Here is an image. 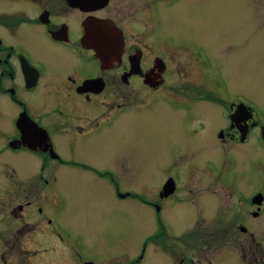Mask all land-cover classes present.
<instances>
[{"label":"rangeland","instance_id":"374dc122","mask_svg":"<svg viewBox=\"0 0 264 264\" xmlns=\"http://www.w3.org/2000/svg\"><path fill=\"white\" fill-rule=\"evenodd\" d=\"M131 1L135 6L138 0ZM156 1L160 5L159 17L165 28L169 27L170 41L201 44L229 90L250 96L264 119V0H173L167 5L166 0ZM139 7L140 13L146 12V6ZM170 53V84L186 82L183 92L166 94L160 90L151 105L146 97L143 101L132 99L135 107L115 119L112 128L104 131V138L91 145L94 153L88 160L102 164L98 166L101 171H81L78 175L67 172L58 179L64 182L56 185L58 196L64 199L62 208L42 197L49 191L43 179L27 177L25 195L23 188L13 187L18 178L10 175V187L4 192L7 208L11 210L17 203L23 206L26 198L33 197L38 204L16 208L21 212L19 216H6L7 208H0V228L4 229L0 239L7 240L0 241V253L8 264H83L71 257L74 245L82 260L92 259L95 264H174V256L182 246L189 249L210 245L212 250L226 252L238 244L244 234L233 226L237 208L232 201L236 192L227 194L228 189L218 185L224 183L243 192L257 185L264 187V147L250 142L245 146L247 150L240 148L238 155L235 150L221 148L222 144L214 146L213 128L210 134L199 127V123L202 127L212 120L213 101L200 100L194 91L197 85L210 83L194 59L188 56L180 61L176 51L175 55L173 50ZM181 100L202 104L192 103L182 109ZM3 117L0 110L1 142L5 133ZM27 158L26 168L30 165ZM54 163L50 160L48 166ZM118 163L128 169L114 167ZM168 171H176L180 181L187 175V185L197 181L186 193L190 200H195L200 191H208V209L201 212L206 217H193L195 209L182 202L173 214L168 209V214L157 218L155 204L167 206L168 195L160 196L158 190H162ZM52 174L49 168L43 175L53 181ZM120 192L122 197L117 196ZM48 196L51 198V193ZM42 200V208L54 216L66 236H56L36 220V205ZM217 201L221 211L215 215L219 218L216 223L208 218ZM143 245L142 257L137 259ZM218 262L223 264L224 260L219 258Z\"/></svg>","mask_w":264,"mask_h":264},{"label":"flooded vegetation","instance_id":"af4514ba","mask_svg":"<svg viewBox=\"0 0 264 264\" xmlns=\"http://www.w3.org/2000/svg\"><path fill=\"white\" fill-rule=\"evenodd\" d=\"M171 1L166 0V5ZM140 4L146 6V12L140 13ZM159 8L155 0H138L135 6L131 0H0V110L5 127L0 140V208L8 205L4 192L10 187V175L18 178L13 187L23 188L25 195L27 177L43 179L49 191L42 197L62 208L64 199L58 196L56 185L64 182L58 179H63L67 172L78 175L81 171H101L98 166L103 165L94 164L88 156L91 158L94 153L91 145L104 138V131L112 128L115 119L119 120L122 113L135 107L134 101H143L144 97L149 105L153 104L160 90L166 94L183 92L186 82L170 84V50L179 54L180 61L194 59L210 83V86L197 85L194 91L200 100L213 101L212 120L202 127V122L199 123V127L210 134L213 128L214 146L222 144L221 148L235 150L238 155L240 148L247 150L245 146L250 142L264 147V119L259 116L261 111L256 102L246 93L229 90L201 44L193 46L180 39L171 42L169 27L165 28L160 19ZM93 17L107 23L104 24L107 29L100 30L99 37L109 43L105 59L95 55L84 37L86 22ZM119 40L120 51L113 46ZM181 101L182 109L192 103L202 104ZM116 124L118 127L119 123ZM26 157L30 163L27 168ZM50 160L55 162L52 166H48ZM262 162L260 159L261 167ZM114 167L128 169L121 163ZM49 168L53 181L43 175ZM188 173L194 177L191 171ZM187 179L186 175L180 181L176 171L165 174L158 195H168L167 206L155 204L158 219L163 213L168 214L165 212L168 209L169 214L176 212L182 202L195 209L193 217H206L201 212L208 209L205 195L208 191L197 192V198L190 200L186 193L197 181H190L195 183L192 186L187 185ZM218 186L227 188V194L235 190L232 202L237 212L233 226L244 236L226 252L212 250L210 245L189 249L182 246L174 256V264H219V258L224 260L223 264H264V187L257 185L243 192L224 183ZM117 196L122 197L123 193ZM33 199L26 198L23 206L17 203L13 209L7 208L6 216H19L21 212L16 208L38 204L37 198ZM43 202L36 205V220L56 236H66L54 216L42 208ZM211 209L208 219L217 223L219 218L215 215L221 211L220 201L212 204ZM169 228H165L167 232ZM3 231L0 228L1 237ZM142 247L137 259L142 257ZM71 248L72 258L83 264H95L92 259L82 260L81 254L76 253V245ZM192 248L193 252L188 251ZM167 253L172 255L170 251ZM0 264H8L2 253Z\"/></svg>","mask_w":264,"mask_h":264},{"label":"water","instance_id":"95a60500","mask_svg":"<svg viewBox=\"0 0 264 264\" xmlns=\"http://www.w3.org/2000/svg\"><path fill=\"white\" fill-rule=\"evenodd\" d=\"M105 22L106 20L104 19L93 17L92 19L87 20V25L85 27V40L88 42V45H90L95 50V55L100 59H105L106 53L109 52V43L107 44L106 42L101 41L99 38L102 35L100 34V30H102L103 28L107 29L104 27V24H107ZM121 42L122 41H120L119 45L116 46L118 48V51H120Z\"/></svg>","mask_w":264,"mask_h":264}]
</instances>
